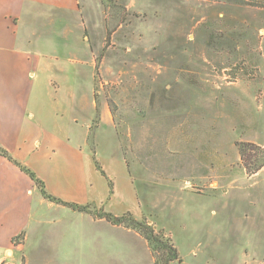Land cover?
Masks as SVG:
<instances>
[{"label": "rangeland", "instance_id": "1", "mask_svg": "<svg viewBox=\"0 0 264 264\" xmlns=\"http://www.w3.org/2000/svg\"><path fill=\"white\" fill-rule=\"evenodd\" d=\"M67 2L69 32L37 42L83 92L91 126L99 102L84 148L110 180L93 173L102 206L89 204L146 220L177 248L171 264H264V167L248 173L239 153L264 146V0ZM109 224L118 264H155L145 238ZM88 244L56 264H104Z\"/></svg>", "mask_w": 264, "mask_h": 264}, {"label": "crops", "instance_id": "2", "mask_svg": "<svg viewBox=\"0 0 264 264\" xmlns=\"http://www.w3.org/2000/svg\"><path fill=\"white\" fill-rule=\"evenodd\" d=\"M38 3L49 11L42 15ZM66 5L67 0H0V145L35 171L54 196L102 206L92 177L101 171L84 148L91 126L84 94L64 85L62 61L56 58L55 67L57 55L37 42L38 31L51 33L56 26L61 34L69 32L67 13L58 12ZM110 226L46 199L25 172L0 155V264H20L21 256L27 264H56L58 251L79 253L86 238L95 257L118 264ZM125 262L138 264L128 257Z\"/></svg>", "mask_w": 264, "mask_h": 264}, {"label": "trees", "instance_id": "3", "mask_svg": "<svg viewBox=\"0 0 264 264\" xmlns=\"http://www.w3.org/2000/svg\"><path fill=\"white\" fill-rule=\"evenodd\" d=\"M111 36V31H108V38ZM96 101H97V94ZM100 118V106L99 102H96V118L91 126L90 131L95 130L97 123ZM239 153L244 162V167L248 173L253 174L259 171L264 167V150L261 146L250 143L243 142L239 143ZM0 155L6 157L12 163L17 165L23 172H25L37 185L38 189L42 193V195L57 204H61L63 206H68L72 210L78 212H87L91 214L94 218L102 219L105 218L109 222L114 225H122L126 228L135 230L138 232L143 238L148 242L149 248L154 256L155 264H171L174 261L181 262L180 254L177 248L171 243L170 239L166 237L164 234L157 233L152 225H150L146 220H138L131 213H126L121 216L114 215L112 213L106 212L103 209L93 208L89 203L88 204H80L76 202L65 201L62 198L54 196L51 194L45 185V182L36 174L28 166L24 165L17 159H15L8 150L0 145ZM94 160L96 158L94 156ZM96 167L100 170L98 162L96 161ZM101 173L110 180L107 174L103 170ZM109 181V185H110ZM110 193H112V189H110ZM24 234L21 233L14 238V241L18 243V241L22 240Z\"/></svg>", "mask_w": 264, "mask_h": 264}, {"label": "built area", "instance_id": "4", "mask_svg": "<svg viewBox=\"0 0 264 264\" xmlns=\"http://www.w3.org/2000/svg\"><path fill=\"white\" fill-rule=\"evenodd\" d=\"M262 149L264 150V146H262Z\"/></svg>", "mask_w": 264, "mask_h": 264}]
</instances>
